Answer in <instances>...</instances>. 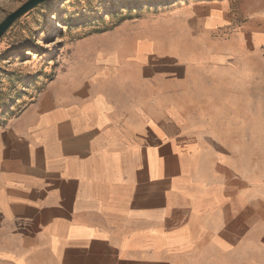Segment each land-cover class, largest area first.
Listing matches in <instances>:
<instances>
[{"label":"crops","instance_id":"crops-1","mask_svg":"<svg viewBox=\"0 0 264 264\" xmlns=\"http://www.w3.org/2000/svg\"><path fill=\"white\" fill-rule=\"evenodd\" d=\"M95 63L0 123V264H264V69L238 161Z\"/></svg>","mask_w":264,"mask_h":264},{"label":"rangeland","instance_id":"rangeland-1","mask_svg":"<svg viewBox=\"0 0 264 264\" xmlns=\"http://www.w3.org/2000/svg\"><path fill=\"white\" fill-rule=\"evenodd\" d=\"M27 1L0 0V25ZM259 35L264 0H44L0 37V123L68 63L96 60L177 133L239 161L257 127Z\"/></svg>","mask_w":264,"mask_h":264},{"label":"water","instance_id":"water-1","mask_svg":"<svg viewBox=\"0 0 264 264\" xmlns=\"http://www.w3.org/2000/svg\"><path fill=\"white\" fill-rule=\"evenodd\" d=\"M44 0H28L18 10L11 13L0 25V37L10 28L12 23L24 15L27 11L33 9L36 5Z\"/></svg>","mask_w":264,"mask_h":264}]
</instances>
